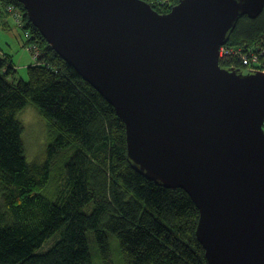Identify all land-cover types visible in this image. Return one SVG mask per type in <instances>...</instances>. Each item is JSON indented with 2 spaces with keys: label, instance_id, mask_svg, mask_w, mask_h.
Here are the masks:
<instances>
[{
  "label": "water",
  "instance_id": "water-1",
  "mask_svg": "<svg viewBox=\"0 0 264 264\" xmlns=\"http://www.w3.org/2000/svg\"><path fill=\"white\" fill-rule=\"evenodd\" d=\"M56 53L114 107L128 158L185 191L208 264H264V72L220 66L264 0H15Z\"/></svg>",
  "mask_w": 264,
  "mask_h": 264
},
{
  "label": "trees",
  "instance_id": "trees-1",
  "mask_svg": "<svg viewBox=\"0 0 264 264\" xmlns=\"http://www.w3.org/2000/svg\"><path fill=\"white\" fill-rule=\"evenodd\" d=\"M142 1L168 14L181 0ZM11 5L30 35L25 49L35 45L40 57L16 83L12 56L0 54V264H208L190 196L133 168L114 107L54 51L22 4L0 0V16ZM227 46L258 62L233 56L222 68L264 72V12L241 17ZM29 106L48 140L44 159L31 163L20 118Z\"/></svg>",
  "mask_w": 264,
  "mask_h": 264
},
{
  "label": "rangeland",
  "instance_id": "rangeland-1",
  "mask_svg": "<svg viewBox=\"0 0 264 264\" xmlns=\"http://www.w3.org/2000/svg\"><path fill=\"white\" fill-rule=\"evenodd\" d=\"M19 11L21 12V10ZM4 22L5 25L0 27V50H2L4 54L6 53L13 57V62L17 68L15 82L17 83L20 80L27 81V68L33 65L35 60L31 53L25 49L26 41L23 36L25 31L13 18L10 19L7 17ZM21 115L20 118L24 127L23 140L25 143L27 160L30 163L42 161L45 157V149L48 144L46 123L31 106L24 109ZM53 241L54 240H51L50 242ZM113 243L116 245V241H113ZM118 253L119 251L117 248L115 256H118Z\"/></svg>",
  "mask_w": 264,
  "mask_h": 264
},
{
  "label": "built area",
  "instance_id": "built-area-1",
  "mask_svg": "<svg viewBox=\"0 0 264 264\" xmlns=\"http://www.w3.org/2000/svg\"><path fill=\"white\" fill-rule=\"evenodd\" d=\"M7 12L8 14H10V16L14 19V21L22 28L23 25V15L22 13L19 11L18 8H16L15 6H8L7 7ZM24 38L26 40L30 39V35L29 33H25L24 34ZM28 52L31 53L33 59L35 60V62L39 59L40 54H39V50L35 45H30L27 47L26 49ZM237 49L233 48V47H229L227 45L222 46L220 48V53H219V59L220 62H222L224 59H228L231 58L233 56L239 57L243 60L244 65L249 66L250 62L252 65L257 64L258 59L257 57H252L249 61V58L245 57L244 55H240L238 51H236Z\"/></svg>",
  "mask_w": 264,
  "mask_h": 264
},
{
  "label": "crops",
  "instance_id": "crops-1",
  "mask_svg": "<svg viewBox=\"0 0 264 264\" xmlns=\"http://www.w3.org/2000/svg\"><path fill=\"white\" fill-rule=\"evenodd\" d=\"M7 17H9L10 19H12L9 15L7 16ZM5 18H3V16L1 15L0 16V27H2V26H4L5 25ZM13 21V20H12ZM0 54H4V52L2 51V50H0ZM6 54V53H5ZM9 55V54H8ZM9 56H11V55H9ZM13 58V57H12Z\"/></svg>",
  "mask_w": 264,
  "mask_h": 264
}]
</instances>
